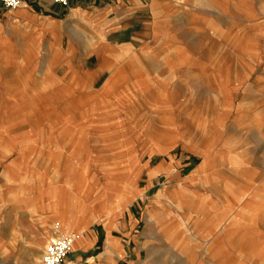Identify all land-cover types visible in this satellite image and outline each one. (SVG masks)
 I'll return each instance as SVG.
<instances>
[{
  "label": "rangeland",
  "instance_id": "374dc122",
  "mask_svg": "<svg viewBox=\"0 0 264 264\" xmlns=\"http://www.w3.org/2000/svg\"><path fill=\"white\" fill-rule=\"evenodd\" d=\"M43 1L49 3V7L59 5L64 8L56 17L62 27L63 49L72 47L74 52L71 59L82 62L73 64L74 71L77 73L78 68L90 71L81 73L88 77L101 66L106 72L89 77L86 81L79 77L73 81L66 74L70 67L60 63L51 68L47 77L37 79L38 72L43 70L44 48L20 47L11 39V34L0 41V87L10 76L18 74L19 80H23L28 84V90L33 91L26 94L22 91L14 94L3 91L6 100L2 102L0 98V264H40L55 225H68L67 220L76 214V206H67L63 210L68 216L67 220L44 219L38 210L37 216H34L33 201L40 203L39 195L47 185L57 183L61 177L80 180L87 190L95 192L112 182L107 180V173L115 167L112 162H125L130 150L142 146L146 141L162 147L163 154L152 161H147V156L139 155L141 163L133 176L135 185L142 187L146 184L147 175L140 171L146 163L156 170L159 162L174 161L175 165L169 166L175 167L180 178L171 181L169 173L156 176L148 198L138 200L137 216L141 219L147 200L164 186L169 185L167 189L180 186L179 192L173 195L178 206L168 208L170 216L165 221L171 227L173 224L181 226L186 220L199 219V213L194 215L195 204H198L196 201L200 197H209L211 178L208 169L211 163L202 172L204 179L198 176L192 185L190 182L193 179L188 181L192 169L201 158L184 151L183 143L194 145L200 142L196 134L198 130L203 131L201 141H208L209 138L228 141L227 138L238 135L245 141L244 146L254 159L253 164L260 163L264 169V161L256 160L258 152L264 154V142H258V130L264 135V95L258 96L255 90L257 81L264 76V47H245L244 51L261 61V64L248 63L242 60L241 54H237L243 49L242 45L231 49L221 39L214 36L211 39L203 38L200 33L187 30L174 19L184 10L199 21L211 20L209 23L218 31L225 30L230 26L228 20L233 19L236 33L240 30L241 21L239 11L231 0H213L212 5L206 0H80L82 3L78 6L81 8L72 9V12L67 6L77 0H67V5L53 0ZM170 20H175L174 37L169 41L174 44L173 51L163 45L169 31L159 24ZM153 25L159 30L156 34ZM199 31L204 33L203 28H199ZM4 32L6 30L0 31V35L3 36ZM111 43L118 46L132 43L135 48L126 52ZM156 43V50L145 52L144 48L141 49L146 44L152 46ZM175 43L179 44V49ZM84 48L100 55L87 53ZM37 50L40 51L38 57ZM149 51L151 58L160 53L159 58L152 60L156 63L139 58L143 52L144 56L149 55ZM176 52L182 58L180 63L174 61ZM124 58L126 62L121 65V72L129 69L134 72L137 67L149 78L157 74L170 75L168 81L174 83H164L160 87L152 77L143 83L146 85L137 86L138 91L128 96L129 88L134 85L124 84L130 76L122 75L120 82L124 85L119 86V90L108 87L104 95L94 96L95 88L103 86L112 68L117 65L114 60ZM164 61L169 64L165 66ZM178 72L181 83L177 79ZM165 87L171 90L166 95L162 94ZM255 117L262 121L259 129L249 127L242 130L234 126L238 119L242 125L243 120L251 121ZM214 120L221 121L218 123ZM170 122L168 135L161 128ZM179 132L186 134L180 137ZM173 133L178 138L175 141H171ZM133 140L139 141L140 145L131 142ZM53 154H56L55 158ZM123 174V179H127L128 175ZM4 198L6 201H3ZM72 201L81 203L76 201L75 196ZM36 218L35 226L32 222ZM15 223L18 224L14 227ZM145 230L143 222H140L137 231L145 233ZM186 230L189 229L186 227ZM167 233L169 235L171 232ZM181 238L186 244L184 253L175 250L176 242H170L169 236L164 241L153 239L150 250L142 256L143 264H209L203 250L192 248V233L182 232ZM72 256L70 248L65 261Z\"/></svg>",
  "mask_w": 264,
  "mask_h": 264
},
{
  "label": "crops",
  "instance_id": "0c3cea01",
  "mask_svg": "<svg viewBox=\"0 0 264 264\" xmlns=\"http://www.w3.org/2000/svg\"><path fill=\"white\" fill-rule=\"evenodd\" d=\"M79 3H82V1L77 0L76 3L67 7L70 8L71 12L72 9L79 10L81 8L78 6ZM231 3L239 11L240 30L235 33L234 20L229 19L228 23L230 26H227L225 30L218 31L216 29L218 33H222V36H224L218 39L225 42L231 49L242 45V50H236L237 54H241L242 60L248 63L261 64L260 59H257L258 57L248 54L247 51H244V48L264 47V0H231ZM62 9L64 8L59 5L49 7V3H45L43 0H20V5L17 8L6 10L0 1V31L6 30L3 36L0 35V41L6 39L8 37L7 34H11V39L19 43L20 47L37 46V49L44 48L46 55L43 61V70L38 72L37 79L40 76L47 77L51 68L60 63L70 67L66 74L73 81L77 80V77L86 81L89 77L106 72L101 66L98 69L92 68L95 71L88 77L82 76L81 73H91L90 71H84L80 68L77 69V73L74 71L73 64H82V62H74L71 59L74 49L68 47L64 50L61 44L62 27L56 16L60 11L62 12ZM69 18L73 19L70 15ZM198 18H201V16ZM152 33L151 29V36ZM104 41L107 42L105 37ZM111 44L115 48L126 52H131L135 48L132 43H123L120 46L114 43ZM176 44V48L179 49V44ZM167 45L173 51L174 44L168 43ZM141 49L145 50V52L149 49L150 51L156 50L157 43L152 46L146 44ZM84 50L87 53L99 54L92 49L84 48ZM38 55H40V51L38 52L37 50V57ZM124 59H116L114 61L117 65L112 68L103 86L95 88L94 96L104 95L108 87H112L113 90H119V86L123 83L129 86L146 85V83H143L152 77L153 81H156L159 86L164 83L171 85L174 83L168 81L169 75L163 74V76H160L157 74L149 78L141 73L137 67L134 72L130 70L121 72V65L126 62V59ZM141 60L153 62V57L151 58L148 55V57ZM153 63L156 62L154 61ZM115 71H117L114 78L116 82L113 85H108L106 82ZM122 75H129L130 77L122 83L120 82ZM18 76V74H13L0 87L2 102L5 100L3 91L11 92V94L19 90L24 94L32 91L28 90V84L23 80H19ZM177 77L179 80V72ZM180 81L181 79L179 83H181ZM129 89H132V87ZM168 90L170 88L165 87V91ZM255 90L258 96L264 95V76L257 81ZM35 93L36 91L33 94ZM162 94L165 95V92ZM214 121L219 123L221 120ZM242 123L241 125L238 119L235 121L234 126L237 129L240 127L242 130L249 127H257L259 129L262 121H258V118L255 117V120L253 118L251 121L245 119ZM167 128H169L168 124L161 128L163 133L167 131ZM167 134L169 135L168 131ZM196 134L199 136L200 142H197V145H192V148L204 147L208 152L202 155L190 150H184L201 158L200 162L192 169L188 181L190 182V179H193V182H190V185H192L198 176L204 179L202 172L211 163L208 169L211 182L208 189L209 197H200L196 201L199 205L195 204L194 215L199 213L197 217L199 219L195 221L190 219L192 223L194 222L192 231L186 230V221L181 226L173 224L171 227L165 224L166 219L170 216L168 208L178 206V202L176 203L173 195L179 192L180 186L170 189H167L169 185L168 187L164 186L157 194H153L147 200L145 213L141 219L137 216L136 206H139L138 200L148 198L157 178L156 176L161 177L163 173H169L171 181H176L180 178L175 167L169 166L170 164L175 165L174 161H161L157 164L156 170L149 163H146V166L143 169L141 168L140 171L143 170L146 173L147 182L142 187L138 184L135 185L133 176H135L141 163L138 158L139 155L147 156V161H152L151 159L154 157L163 154L161 153L163 151L162 147H157L149 141L144 142L142 146L136 147L132 151L130 150L125 162L117 163L113 161L112 163L115 167L107 173L109 177L107 180H112V182L104 184L103 187H100L95 192L87 190L85 183L80 180L72 181L61 177L57 183L47 185L45 190L39 195L40 203L37 204V200L33 201L34 216H37L38 210L44 219L52 220L58 218L59 220H67L68 216L63 210L67 206H70V208L77 207L76 214L69 219L70 221L67 220L68 225L61 227L67 233L75 236L71 247L73 256L68 257L66 261L64 260V263L143 264L142 256L148 249L150 250V246L154 242L153 239L164 241L169 236L170 242H176L175 250L178 253L186 252V244L181 238V234L184 232L192 233L194 245L192 248L194 250H203V256L206 255L205 259L208 260L209 264H264L263 166L260 163L253 164L254 159L247 152L248 149L244 146L245 141H242L238 135L227 138L228 141L225 139L220 141L218 140L219 138L217 140L209 138L208 141H205L207 139L201 141L204 136L203 131L198 130ZM172 138L171 141L178 139L174 133ZM134 141L138 142V146L140 145L139 141L133 140L131 142L134 143ZM258 142H264V135L259 130ZM208 147L210 148L209 150ZM55 155L53 154L54 158ZM260 159L264 161V154L258 152L256 160ZM79 172H81V169H79ZM123 173L128 175L125 180L123 179ZM56 174L53 173V175ZM116 176L117 178L114 179ZM207 179L208 176L205 177V180ZM37 182L36 180V186ZM73 196H75L76 201L81 203L75 204L72 201ZM200 196H203V194ZM3 201H6V198ZM140 222H143V228L146 229L145 233L137 231ZM16 224L18 223L13 224V226ZM32 224L37 225V218L34 219ZM8 225L10 229V224L8 223ZM167 231L171 233L168 235Z\"/></svg>",
  "mask_w": 264,
  "mask_h": 264
},
{
  "label": "bare ground",
  "instance_id": "6f19581e",
  "mask_svg": "<svg viewBox=\"0 0 264 264\" xmlns=\"http://www.w3.org/2000/svg\"><path fill=\"white\" fill-rule=\"evenodd\" d=\"M205 1V0H204ZM206 1H208L207 3H209L210 5H212V2H213V0H206ZM205 1V2H206ZM177 2V1H176ZM179 2H181V1H179ZM226 2V1H225ZM181 4V3H180ZM228 4V3H227ZM157 6V5H156ZM162 5H160V7H161ZM155 7V6H154ZM220 7V6H219ZM222 9H223V7H222ZM77 10V9H76ZM175 11V10H174ZM155 13H157V12H155ZM226 13V12H225ZM156 15V14H155ZM157 15H158V13H157ZM179 15V14H178ZM160 16V15H159ZM165 16V15H164ZM168 17V16H167ZM156 18H158V17H156ZM155 18V19H156ZM161 18V17H160ZM165 18V17H164ZM176 21H178V23H180V24H182L184 27H186L187 28V30H189V31H191V32H193V33H200L199 35L200 36H202L203 35V38H205V37H209V39H211V38H213V36L214 37H216L217 39L218 38H223L224 36H222L223 34L222 33H218L217 32V30H215V28H214V26L212 25V24H210L209 23V21H207V20H205V19H202V20H198L197 19V17L196 16H194V15H190V14H187V13H185V11L183 10V12H181V14L179 15V16H175V18H174ZM158 20V19H157ZM156 20V21H157ZM175 20H170V21H167V22H163V23H160L159 22V24H163V26H165L167 29L166 30H168L169 32H167V33H169L168 35H167V40H165L164 41V43L165 44H163L164 46H165V48L168 50H170V51H172L169 47H168V43H170L169 41L174 37V35H173V33H172V31H173V29H174V27H175ZM156 25H153V28H154V32H155V34H156V32L157 31H159V30H157L156 28ZM199 28H203V30H204V33H202L201 31H199ZM153 30V29H152ZM161 32H163V31H161ZM99 33V32H98ZM103 33V32H102ZM202 33V34H201ZM154 36V35H153ZM155 38V37H154ZM199 38H201V37H199ZM100 39V38H99ZM95 41V40H94ZM98 43V45H99V42H97ZM94 44V43H93ZM86 45V44H85ZM158 45V44H157ZM93 46V45H92ZM110 46H112V45H110ZM89 47V46H88ZM99 47V46H98ZM113 47V46H112ZM93 48H95V47H93ZM96 48H97V46H96ZM115 49V48H114ZM97 50V49H96ZM100 50V49H99ZM99 52V51H98ZM165 52V51H164ZM148 54L150 53V51L149 52H147ZM114 54V53H113ZM121 54V53H120ZM158 53H156L155 54V58H159V56H160V53H159V55H157ZM171 54H173L172 52H171ZM104 55V54H103ZM121 56V55H120ZM149 56H151L150 54H149ZM109 57H112V56H109ZM126 57V56H125ZM145 57H148V55L146 54V56H142V57H140L141 59L142 58H145ZM153 57V58H154ZM113 58V57H112ZM119 58V57H118ZM165 58V57H164ZM163 59V58H162ZM179 59V60H178ZM182 58L180 57V54L179 53H175L174 54V61H177V63L179 62H181L182 60H181ZM115 61V60H114ZM130 61V60H129ZM158 61H159V59H158ZM164 64H165V66H167L168 64H169V62L168 61H164L163 62ZM159 65V64H158ZM160 65H162V64H160ZM159 65V66H160ZM179 65V64H178ZM163 66V65H162ZM134 67H136V66H134ZM130 70V69H129ZM131 70H132V68H131ZM133 70H135V69H133ZM115 73L116 72H113L112 73V75H110V77H109V79H108V81L106 82L108 85H113L116 81H115ZM170 76V75H169ZM175 79V78H174ZM171 81V80H170ZM178 81V80H177ZM107 85V86H108ZM22 88V87H21ZM20 91V90H19ZM136 91H138V89H137V86L135 85V86H133L132 87V89L131 90H129V92H128V96H132V94H134ZM170 91L171 90H168V91H165V95L167 94V93H170ZM6 94V93H5ZM169 97V96H168ZM22 98H24V97H22ZM6 100V99H5ZM7 102V101H6ZM168 125H171V122L168 124ZM179 134H180V137L182 136V135H185L186 133H184V132H179ZM189 137H190V135H189ZM197 142V141H196ZM193 144V143H192ZM196 144V143H195ZM197 145V144H196ZM183 149L184 150H190V151H193L194 153H197V154H202V155H204L206 152H208L207 150H205L204 149V147H199L198 146V148H192V145L191 144H185V143H183ZM210 148L208 147V150H209ZM205 150V151H204ZM76 152V151H75ZM208 156V155H207ZM205 157V156H204ZM211 158V157H210ZM205 160H206V158H205ZM199 172V171H198ZM246 192V191H245ZM194 223V222H193ZM193 223L191 222V220H186V227H187V229H189V230H193ZM73 237H74V235H72ZM177 236V235H176ZM50 240V239H49ZM48 240V241H49ZM47 241V242H48ZM208 243V242H207ZM206 243V244H207ZM207 246V245H206ZM206 256V255H205Z\"/></svg>",
  "mask_w": 264,
  "mask_h": 264
},
{
  "label": "built area",
  "instance_id": "2783aa9c",
  "mask_svg": "<svg viewBox=\"0 0 264 264\" xmlns=\"http://www.w3.org/2000/svg\"><path fill=\"white\" fill-rule=\"evenodd\" d=\"M6 10H13L20 5V0H0ZM56 3L67 5V0H53ZM74 237L64 231L58 224L55 225L52 237L46 243L40 264H64Z\"/></svg>",
  "mask_w": 264,
  "mask_h": 264
}]
</instances>
